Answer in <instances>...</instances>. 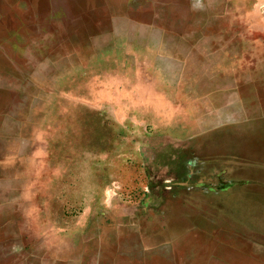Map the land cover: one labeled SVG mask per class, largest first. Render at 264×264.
I'll list each match as a JSON object with an SVG mask.
<instances>
[{
  "label": "rangeland",
  "instance_id": "obj_1",
  "mask_svg": "<svg viewBox=\"0 0 264 264\" xmlns=\"http://www.w3.org/2000/svg\"><path fill=\"white\" fill-rule=\"evenodd\" d=\"M0 264H264V0H0Z\"/></svg>",
  "mask_w": 264,
  "mask_h": 264
}]
</instances>
